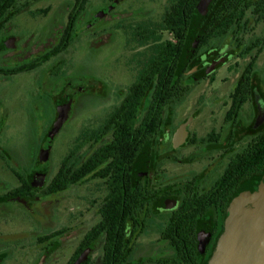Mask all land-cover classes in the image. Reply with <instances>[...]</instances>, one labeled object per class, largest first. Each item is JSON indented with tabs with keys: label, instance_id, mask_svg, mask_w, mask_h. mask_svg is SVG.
Masks as SVG:
<instances>
[{
	"label": "flooded vegetation",
	"instance_id": "1",
	"mask_svg": "<svg viewBox=\"0 0 264 264\" xmlns=\"http://www.w3.org/2000/svg\"><path fill=\"white\" fill-rule=\"evenodd\" d=\"M20 1L0 4V11L7 16L13 13L10 19L0 21V55L17 54L6 62L0 60L3 79L38 70L17 69L31 65L64 42L70 33L72 12L78 11L75 33L91 0L82 8L66 0L71 6L63 28L33 59L25 61L19 53L30 38H18L11 30L26 8ZM111 1L85 23L86 30L120 3ZM252 4L242 14L244 29L238 38L231 32L222 41L212 39L206 51L197 56L198 27L189 43H182L186 52L179 57L175 70L161 69L160 77L153 80L144 76L135 90L133 84L140 75L151 72L142 65L153 48L166 47L167 41L177 43L161 29V21L141 26L147 35L154 34V39L140 46L146 50L143 57L128 60L132 66L127 74H113L110 69L102 76L81 68L82 74L72 75L59 65L54 67L30 84L26 98L34 109L26 112L30 116L25 115L31 130L24 152L12 145L22 124L15 125L13 134L8 117L0 114V264H48L59 253L65 259L63 264L79 259V264H208L233 196L243 188L253 189L264 175L259 152L264 132V88L259 93L253 80L260 73L256 64L264 52L263 47L257 53L259 48L254 46L261 39L264 22L259 21ZM41 12L47 14V10L34 14ZM189 25L190 21L187 35ZM139 28L132 30L134 40ZM17 40L20 42L15 44ZM236 59L244 63L241 66L235 62L231 69L238 77L227 99L195 100L191 105L184 100L202 81L213 80L216 71ZM214 63L213 70L206 74ZM166 72L174 77L165 78ZM41 81L54 88L48 101L42 99L45 91L40 93ZM238 84L245 91L240 99L232 93ZM152 88L161 90L160 99H150ZM184 90L187 94L182 98ZM166 91L175 97L167 99ZM248 104L252 110L247 125L244 110ZM43 105L50 112L40 116L36 112ZM207 107V117L215 121L205 117ZM77 112L81 124L78 135L53 172L52 148L61 129L76 118ZM181 126L185 134L175 146V134ZM119 152L127 155V178L122 180L117 178L115 157ZM186 162H200L202 168L196 167V172L185 179L168 178V166ZM91 184L94 188H88ZM74 189H80L77 197L70 194ZM64 194H69L64 221L55 227L57 204ZM184 208L191 209L184 214L193 219V226L167 228L170 218Z\"/></svg>",
	"mask_w": 264,
	"mask_h": 264
},
{
	"label": "rangeland",
	"instance_id": "2",
	"mask_svg": "<svg viewBox=\"0 0 264 264\" xmlns=\"http://www.w3.org/2000/svg\"><path fill=\"white\" fill-rule=\"evenodd\" d=\"M119 1L120 3L108 16L101 19L89 30H86L85 23L97 11L112 3L111 0H91L80 18V23L76 27L71 45H69V48L62 55L46 62L34 72L18 77L0 78V114L8 117V127L13 134L15 133V125L22 124L19 131L15 133V140H12V145L18 151L24 152L27 148L28 138L26 137L29 136L31 130L28 128L29 119L25 115L30 116L31 114L26 112H30L31 108L34 109V104L26 98L32 82L49 73L58 65L65 70L64 72L68 71V74L72 75L82 74L81 68H86L83 70L89 69L92 73L102 76L108 73L110 69L113 74H116V71L127 74L132 66L128 60L131 57H134V60L137 57H143L146 51L131 37L132 30L147 23L158 24L165 10L173 0ZM20 2L26 5V8L15 19L11 25V30L17 33L18 38H30L28 44L23 47V52L19 53L22 60L25 61L30 58L33 59L37 52H41L51 42L54 33L63 28L71 4L66 0H21ZM44 10H47V14H43L42 12L38 15L34 14L37 11ZM257 33L258 31L255 29V34ZM18 42L20 40L15 41V44ZM15 56L17 54L7 53L0 55V60L3 59L6 62ZM235 62H238L241 66L244 63L238 59L227 62L214 73L213 80L206 79L202 81L184 100L191 105L195 100L227 99V95L238 77L237 73L231 71ZM256 66L260 70V73L254 76V87L256 90L261 91L259 93H262V88H264V52L260 55ZM56 83L58 82L56 81ZM39 88L40 93L43 90L45 91V94L42 95L43 101H48L52 93L51 91L54 90L53 86L49 85L48 82L41 81ZM251 110L252 107L249 104L244 110L247 125L249 124L250 117L248 118V116ZM49 112L50 108L43 105L40 106L39 111L36 113L41 116V114L47 115ZM75 115L76 118L61 129L52 148V157L54 159L53 172H55L58 163L65 156L70 141L72 143L78 135L81 124L79 123L78 112ZM205 115L209 121L210 119L215 121L214 117L211 116L210 119L207 117L210 115L208 107L206 108ZM43 123L46 127L45 120H43ZM193 127L192 125L190 128ZM185 154L188 153L184 152L183 155ZM200 161L203 162L205 159ZM201 165L200 162L196 164L186 162V164L179 166H168L166 175L168 178L174 180H177L176 178L185 179L191 173L196 172V167L202 168ZM88 188H94V184L88 185ZM79 193L80 189H74L70 194L73 197H77ZM68 195H61L57 204L59 215L57 216L58 225L55 227L63 224L64 214L66 213L65 206H67L66 201L69 200ZM28 243L32 245L33 241L28 239ZM55 256L56 260L48 264L64 263L65 259L63 255L59 253Z\"/></svg>",
	"mask_w": 264,
	"mask_h": 264
},
{
	"label": "trees",
	"instance_id": "3",
	"mask_svg": "<svg viewBox=\"0 0 264 264\" xmlns=\"http://www.w3.org/2000/svg\"><path fill=\"white\" fill-rule=\"evenodd\" d=\"M89 0H73V2L77 5H80V8L85 6V4ZM200 0H173L168 8L165 10L162 19H161V29L165 30L167 34H171L172 37L176 40V44H171L169 41H167L166 47H159L156 46L152 50V54L145 62L144 65H142L143 68H147L151 70L150 73H146L145 75H140V77L137 79L135 84H133V89L135 90L137 86L142 83V78L144 76L150 77V79L153 80V78L160 77V70H166V71H172L175 70L177 61L181 55V53H185V45L182 43L187 40V27L188 23L191 20L193 11L198 4ZM13 3V1H11ZM10 0H0V4H10ZM253 3V4H252ZM252 4L253 8L255 9L256 14L259 16V21L264 22V0H213L210 5L208 11L205 13L204 18L202 19L200 25H199V37L200 42L197 49V56H201L202 53L206 51V48L210 46V43L212 39L216 41H222L224 38H226L229 33H233L236 38H238L244 29V23H242L243 17L242 14L248 6ZM76 12H72L70 22H69V32L67 33L66 40L64 42L59 43V46L55 47L54 50H50L47 52L46 56L38 57L36 61H34L31 65H23L21 68H18L17 70L25 71L30 69H35L36 67H40L43 63L48 61L51 56L56 55L57 53L63 52L73 41L74 38V22L76 18ZM7 12L0 11V21L4 19H10V16H13V13H10L7 16ZM135 42L139 46H143L147 44V41H151L154 39V34H151L150 36L147 35V32H145V29L140 26L139 31L136 33ZM182 45V47H181ZM241 43H238V47L244 51V49L241 47ZM258 46L257 53L261 51V49L264 47V26H263V32L261 34V39L256 43ZM173 72V71H172ZM172 72H166L165 78H171L174 77ZM164 73V72H163ZM177 74V73H176ZM159 83V80L156 81V84ZM240 84V83H239ZM239 84L235 86L233 89V94L236 96V99H240L241 94L244 93V90H241L239 88ZM243 91V92H241ZM165 93L167 96V99H172L175 97V95H171L170 92L166 91ZM240 93V94H239ZM187 94V91H182L181 96L182 98L185 97ZM239 94V96H237ZM162 95V92L159 88H152L150 90V99H160V96ZM142 99V96H140ZM234 98V99H235ZM139 99V97H135L134 100ZM238 106H235V109H237ZM262 140L259 145V152L261 155V162L263 165V172L264 173V132L261 135ZM254 154V153H253ZM118 164V180L126 179L127 177V155L126 153H118L115 157ZM254 160V159H253ZM239 162V161H238ZM235 194L233 198L236 196ZM232 198V199H233ZM187 206H191L190 204H187ZM186 206V207H187ZM183 212L175 213V215L170 218L168 221L166 227L167 228H186L189 226H193V219H190L187 217L184 213L190 211L191 209L184 208ZM108 222V221H106Z\"/></svg>",
	"mask_w": 264,
	"mask_h": 264
},
{
	"label": "water",
	"instance_id": "4",
	"mask_svg": "<svg viewBox=\"0 0 264 264\" xmlns=\"http://www.w3.org/2000/svg\"><path fill=\"white\" fill-rule=\"evenodd\" d=\"M211 1L200 0L196 5L190 20L186 45L199 27ZM197 42L198 39L193 47ZM184 55L185 53L181 57ZM182 61L181 59L180 63ZM215 64L210 66L206 74L213 70ZM184 134V126H181L175 134V146L183 140ZM80 261L79 259L74 264H79ZM208 264H264V175L253 189L243 188L229 203L222 233Z\"/></svg>",
	"mask_w": 264,
	"mask_h": 264
}]
</instances>
